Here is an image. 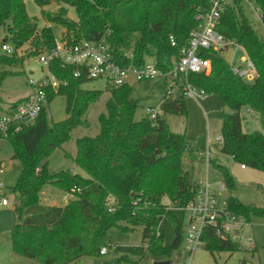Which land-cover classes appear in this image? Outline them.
Instances as JSON below:
<instances>
[{
    "label": "trees",
    "instance_id": "1",
    "mask_svg": "<svg viewBox=\"0 0 264 264\" xmlns=\"http://www.w3.org/2000/svg\"><path fill=\"white\" fill-rule=\"evenodd\" d=\"M52 1L61 4L60 12L50 14L43 10L42 15L47 22L65 29L62 38L73 42L105 40L120 66L139 65L145 57L152 56L163 69L164 61L179 57L197 24L194 15L204 11L209 3L208 0H34L40 7ZM244 1L231 0L226 4L217 29L245 48L257 76L246 81L232 71L223 53L206 50L201 53L210 61L209 72L189 73L188 80L206 94L219 95L231 110L222 119L217 138L219 150L245 167L264 171V132L244 131L240 115V109L246 108L264 129V37L245 15ZM253 1L261 10L264 24V0ZM63 4L75 10L76 20L64 15ZM0 33H3L0 47L6 42L14 49L9 55L0 48L3 66L21 65L24 58L50 49L55 39L50 25L39 27L27 14L24 0H0ZM171 37L175 45L171 44ZM20 50L25 57H17ZM127 53H132V59ZM48 67L63 84L56 91L46 88V103L33 123L19 131L0 134L12 145L11 158L20 164L12 187L13 225L8 235L11 251L37 264H78L84 255L100 256L99 250L108 245L106 234L111 227L127 231L140 225L146 251L151 256L170 257L180 244L183 220L178 212L168 210L163 198L175 206L185 205L195 194L197 179L182 168V156L190 148L184 133L171 131L163 114L187 115L185 96H164L160 103L162 114L135 119L138 101L130 97V83L109 86L105 111L98 116L97 134L76 139L72 159L83 174L70 169L50 173L46 158L68 139L74 127L86 124L85 113L102 92L83 89L81 85L91 79L75 77L73 65L64 66L53 59ZM13 73L0 71V84ZM55 95L65 97L67 117L49 123L46 106ZM215 167L224 173L226 183L232 187L227 169L220 164ZM48 184L63 191L73 189L76 198L62 206L45 205L40 202V194ZM226 204L229 210L249 220L252 216H264V208L243 204L232 196ZM163 217L174 224V240L168 247L157 232ZM207 237L205 249L211 253L238 250L212 232Z\"/></svg>",
    "mask_w": 264,
    "mask_h": 264
},
{
    "label": "rangeland",
    "instance_id": "2",
    "mask_svg": "<svg viewBox=\"0 0 264 264\" xmlns=\"http://www.w3.org/2000/svg\"><path fill=\"white\" fill-rule=\"evenodd\" d=\"M27 14L32 17L39 27L50 25L55 39L65 34V29L57 24L47 22L42 11L50 14H58L61 4L54 1L47 6L40 7L34 0H24ZM244 13L252 25L264 37V25L261 23L259 13L255 10L253 3L244 1L242 3ZM64 15L76 20L75 10L68 5H62ZM3 33H0V37ZM2 39V38H1ZM241 51L237 50L233 62L235 65H242L240 62ZM24 56L23 50L18 51L17 57ZM145 61L155 63L152 56L145 57ZM11 70L13 74L7 75L0 84V108L6 109L14 101L24 96L29 90L28 80L38 79L44 72L43 65L38 61V56H31L23 59V63L11 66L0 65V71ZM83 89L100 90L101 96L91 104L84 118L86 124L74 127L66 141L59 147L52 150L46 158L47 170L50 173L70 169L72 172L83 174L81 169L74 163L73 157L76 153V139L81 136H94L99 130L98 116L105 111V102L108 98V85L104 79H91L81 85ZM130 97L138 101L134 118L139 119L148 115V108L162 114L160 103L165 96V85L161 77L145 81H130ZM187 115L166 113L163 114L171 131L184 133L185 140L189 145L182 156V168L188 171L193 178L208 180L216 190L217 203H227L229 197H234L243 204L264 208V171L251 167H241L239 162L219 150L218 136L220 134L224 114L231 110L223 103L217 94H205L201 99L185 97ZM1 111V110H0ZM2 112V111H1ZM0 112V113H1ZM47 120L49 123L65 119V97L55 95L46 106ZM3 113V112H2ZM242 128L244 131L259 130L264 132L260 121L251 117L246 108L240 109ZM207 158L204 159L205 154ZM13 148L10 142L0 137V165L3 169L0 172V201L8 199V205H0V264H37L25 256L14 253L10 249L8 239L9 232L13 225V197L12 187L15 184L20 170L19 161L12 159ZM202 153V154H199ZM204 154V156H203ZM215 164L224 166L233 182L230 187L226 183L224 173L215 167ZM218 182L224 183L223 190L217 189ZM73 189L70 191L60 190L54 185H45L40 194V202L45 205L62 206L72 199H75ZM168 203V199L163 198ZM252 231L256 240V247L253 251L235 250L218 251L211 253L204 247L189 253L183 247V237L188 229L187 222H182L180 233L181 241L176 249H173L170 257L164 255L151 256L146 251L143 242V227L138 225L127 231L119 227H111L106 234L108 245L107 252L98 258L92 255H84L79 258L78 264H153L155 261H170V264H264V216H252ZM159 235L163 236L165 246H171L175 236L174 224L163 217L157 227Z\"/></svg>",
    "mask_w": 264,
    "mask_h": 264
},
{
    "label": "built area",
    "instance_id": "3",
    "mask_svg": "<svg viewBox=\"0 0 264 264\" xmlns=\"http://www.w3.org/2000/svg\"><path fill=\"white\" fill-rule=\"evenodd\" d=\"M231 0H208L204 11L194 15L196 26L190 31L187 40L180 49L179 57H171L164 61L166 68H161L157 63L144 61L142 64L129 63L120 66L115 63L111 50L105 40L77 42L60 37L54 39L53 46L38 55V61L43 65L44 72L38 79H29L30 88L26 97L12 104L0 114V134L5 135L10 131H19L23 127L33 123L39 116L41 108L46 103V88L56 91L61 83L50 71L48 64L57 59L66 65L74 66L75 77L87 79H104L108 86H118L133 81H145L161 77L165 85V97L171 98L182 94L185 97L201 99L206 93L188 80L189 73L209 72L210 61L204 57L203 51H219L225 55L228 48L233 49L230 60L232 71L246 81H253L257 76L256 68L245 48L233 40L227 39L218 29L220 15L226 4ZM254 3L253 0H245ZM259 13L261 23V10L255 5ZM264 25V24H263ZM171 44L175 41L171 37ZM1 51L11 55L14 49L3 42ZM241 51L239 57L242 65L233 62L235 52ZM126 56L132 59V53ZM65 84V83H64ZM150 118H155L157 112L148 108ZM248 112V111H247ZM202 154V153H199ZM208 152L203 154L207 158ZM1 164V163H0ZM242 168L245 165H241ZM3 169L0 165V172ZM2 183L0 182V190ZM224 183L218 182L217 189L223 190ZM8 199L2 198L0 205L7 206ZM168 210L176 211L182 216L183 222H187L188 229L183 237V247L189 253L199 248H206L208 244V232H212L222 241L233 243L238 250L253 251L256 240L252 231L251 220L229 210L227 204L217 203L216 190L208 180H196L194 196L183 206H175L168 202ZM107 252L106 246L99 250L100 255Z\"/></svg>",
    "mask_w": 264,
    "mask_h": 264
},
{
    "label": "water",
    "instance_id": "4",
    "mask_svg": "<svg viewBox=\"0 0 264 264\" xmlns=\"http://www.w3.org/2000/svg\"><path fill=\"white\" fill-rule=\"evenodd\" d=\"M233 54V49L232 48H228L225 55H224V59L226 61V63H230L231 57ZM153 264H170V261H155L153 262Z\"/></svg>",
    "mask_w": 264,
    "mask_h": 264
},
{
    "label": "crops",
    "instance_id": "5",
    "mask_svg": "<svg viewBox=\"0 0 264 264\" xmlns=\"http://www.w3.org/2000/svg\"><path fill=\"white\" fill-rule=\"evenodd\" d=\"M28 93H29V91L24 95V96H22V97H20L19 99H17V100H21V99H23L24 97H26L27 95H28ZM15 102V101H14ZM0 110L2 111V112H4L6 109H3L2 107L0 108ZM0 111V112H1ZM1 112V113H2Z\"/></svg>",
    "mask_w": 264,
    "mask_h": 264
}]
</instances>
